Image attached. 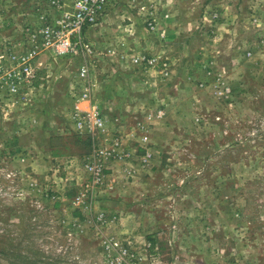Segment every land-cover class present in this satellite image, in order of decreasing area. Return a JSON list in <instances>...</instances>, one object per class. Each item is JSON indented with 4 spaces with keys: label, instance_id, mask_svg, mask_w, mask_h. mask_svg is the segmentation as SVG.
Wrapping results in <instances>:
<instances>
[{
    "label": "rangeland",
    "instance_id": "rangeland-1",
    "mask_svg": "<svg viewBox=\"0 0 264 264\" xmlns=\"http://www.w3.org/2000/svg\"><path fill=\"white\" fill-rule=\"evenodd\" d=\"M199 1L107 0L76 54L38 48L13 90L2 70L58 12L0 0V264H110L106 241L142 264H264V0Z\"/></svg>",
    "mask_w": 264,
    "mask_h": 264
},
{
    "label": "built area",
    "instance_id": "built-area-1",
    "mask_svg": "<svg viewBox=\"0 0 264 264\" xmlns=\"http://www.w3.org/2000/svg\"><path fill=\"white\" fill-rule=\"evenodd\" d=\"M107 0H72L67 4L64 0H50V7L58 12V18L55 25L46 23L41 29L42 37L30 52L22 53L13 56V67L2 70V77L4 79L3 85H10L11 89L16 88V83L19 81H30L35 77L32 60L35 55L39 53L38 48L47 49L55 55L76 54L82 46L83 30L97 22L102 12L105 10ZM87 48V45H85ZM88 51V49H86ZM1 71V70H0ZM86 65H82L78 70L80 75L86 73ZM1 82V81H0ZM89 99V92L85 90L78 100ZM77 100V102H78ZM74 111V119L78 128L84 126L88 132L94 131L102 127L103 120L93 112L80 113L78 104H76ZM84 114V115H83ZM118 146V142H114L113 149ZM119 158H124L125 154L121 151L116 153ZM96 155L103 158L111 156V151L106 149H98ZM150 153L146 151L143 160H146ZM90 170L91 177L95 184L103 182V164L101 162H94L87 164ZM102 215L98 219H102ZM150 243H146V247H150ZM105 249L108 253L107 261L110 264H142L145 256L135 253L132 247L120 245L106 241ZM111 251H115V255H111ZM110 256V257H109Z\"/></svg>",
    "mask_w": 264,
    "mask_h": 264
},
{
    "label": "crops",
    "instance_id": "crops-1",
    "mask_svg": "<svg viewBox=\"0 0 264 264\" xmlns=\"http://www.w3.org/2000/svg\"><path fill=\"white\" fill-rule=\"evenodd\" d=\"M217 1L218 0H200L199 2H201L200 6L203 8H213V7L219 6L221 0H219L218 2ZM129 214L127 213L126 214L127 216L125 217L126 220L125 219H124L125 221L123 220V225L124 224L127 225L126 227L123 228L124 232H126V231L128 232L130 230H133V228H132L133 226L131 224L134 225V222H132L133 219H130V218H134L136 213H134L133 217H130ZM142 215L147 216L148 214L140 211V213H139L140 219L142 217L144 218V216H142ZM136 220H137V218H136ZM137 228H139V230L142 231V233L145 232L146 234H148L146 236H147V238L150 239V241L152 243H153V241H154V243H157L158 241H161V239H165V236L167 234L164 230H162L163 228H161V224H157L154 217L151 218V221H148V224H146V223L141 224V221H140V225Z\"/></svg>",
    "mask_w": 264,
    "mask_h": 264
}]
</instances>
